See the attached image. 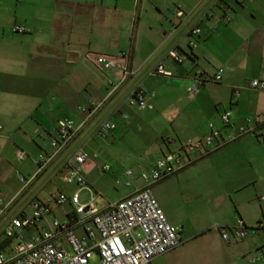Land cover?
Returning <instances> with one entry per match:
<instances>
[{"label": "crops", "instance_id": "obj_1", "mask_svg": "<svg viewBox=\"0 0 264 264\" xmlns=\"http://www.w3.org/2000/svg\"><path fill=\"white\" fill-rule=\"evenodd\" d=\"M133 1V4L136 5V1ZM254 1L258 0L160 1L159 8L154 6L155 15L152 18L151 26L147 30L145 59L142 62L137 60L135 63L136 49L133 46L136 44L133 46L130 44L127 48H114L115 41L110 44L107 43L108 46H104L102 41L90 37V33H94L93 25H99L103 21L107 0H0V137L6 141H11L16 146H19V144L12 140L13 135L20 136V139L26 141L28 145L30 144L29 146L33 143L38 149L37 155L32 161L36 169L39 155L47 158L53 153L50 141L56 133L57 122L63 119L73 120L75 133L71 141L54 156L52 162L44 171L35 176L33 181L34 183L38 182L40 177L47 171H56L57 193H69L74 189V186L63 183L65 174L63 163L67 155L77 146L80 135L83 132H88L89 129L95 127L103 119H109V122H113L115 128L110 131L113 133L118 128L116 121H125L128 116L136 119L135 124H137L136 127H138L137 130L140 133L145 132V129L146 131L151 130V126L148 124L149 121L141 116L144 112H153V104L156 102L160 104V101L165 99V90H162V88L171 92L182 91L183 94L189 95L186 89L192 84L198 85L199 92L200 89H206L208 92L215 93L217 91L216 87H220L223 88L221 91L225 95L224 97L219 96L218 99L221 98L222 103L226 104L228 108L219 111L214 105V109L208 117V122L203 128L204 134L200 136L197 129L192 130L190 128L189 122L192 116L185 109L178 108L180 103H169L168 108L158 114L166 117V121L164 120L166 126L171 128V122L173 124V120H175L173 119L175 112H172L174 108L176 111L179 109L180 115L187 116L188 119H181L182 126H179L178 130H172V136L159 135L155 138L151 151L144 161L142 172H148L156 160L163 155L182 149L183 147H180V144L183 145L189 140L203 139L209 132L208 127L210 124L214 129L221 130L223 135H226L240 126L245 118H259L264 121V92L250 89L243 90V88L241 91L236 87L246 81L244 75L249 73L246 71L249 67L252 70L251 74L256 76L252 79L264 81V7L258 6L263 0H259L257 4H254ZM175 9H180L183 16L176 17ZM206 12L211 14L213 19H206L203 16V13ZM245 12H248L249 15L245 16ZM224 16H229L230 22H226ZM193 25H196L200 30L199 36L195 38V49L188 47L187 36L189 28ZM221 26L226 28L225 36L228 37V34L231 33V35L238 37L236 40L241 43L239 46L250 42V40L254 42L255 46L254 51L247 49L245 55L239 58L235 59V55H226L225 58H222V68L225 67L224 71L231 82L230 86L226 87L220 84L224 71L221 80L213 82L212 79L217 70L209 72L205 67L206 65H199L202 60L208 59V51L212 48L213 37L217 38L215 37L217 34L214 33L220 31V29L222 30ZM13 27L22 28L25 32L16 34L13 32ZM77 39L79 40L76 42ZM75 42L77 44L83 43L79 48ZM200 46H203L204 52L199 51ZM175 48L184 56L182 64H176L167 57L168 51ZM126 51H129V67L134 74L107 98L111 88L110 82L117 83L119 81L120 71L118 68L105 71L91 61L88 56L91 54L90 52L101 56H116L118 53ZM167 60L175 66H181L177 68H181V71L177 73L168 70L166 68ZM157 64H161L165 71L169 73V76H149L148 73ZM147 78L160 79L161 81L157 82L159 86L154 87L162 88L153 89V91H157L151 93L145 91L142 84ZM133 86H140L144 90L151 109L123 106L120 112L126 115L127 118L122 119L120 114L113 112L118 106L119 100ZM42 87H54L52 93L56 91L60 98L64 97L69 87H73L76 91L74 94L76 93L79 97L82 94L85 98L82 102L71 100L68 97L69 95L66 96L64 105L60 104L56 108H61V116L50 120L48 115L42 114L34 106V100L40 97L37 94L42 92ZM235 88L239 90V96H233L232 92ZM217 92L220 95V91ZM58 96L55 95V97ZM90 103L101 106L93 116L88 118L83 116L79 108L86 107ZM160 106L164 107L163 104ZM232 106L234 110H231ZM224 112L231 113L232 128H223L220 116ZM171 119L172 121H170ZM153 133L155 132L153 131ZM33 137L36 139L38 137L40 143H36ZM5 146L6 144L2 145V148ZM2 148H0L1 151H3ZM16 150L20 149L16 148ZM222 151L232 162V168L234 166L237 169V180H240V182L233 191L234 194L249 187L252 188L253 194L255 193L254 190L258 188L264 189V140L261 141L253 136L244 135L231 143L224 144L218 149L208 152L206 155L197 152L194 158H199L192 164ZM82 152L85 153L83 150ZM13 157L15 158V156ZM25 161L22 163H25ZM0 164L4 165L1 156ZM90 168L91 162L86 154V160L82 166L83 175ZM138 181L140 182L138 188L121 200L144 187L142 181L139 179ZM32 184L27 183L23 186V191L30 188ZM23 191H20L18 196ZM260 192L253 197L254 199L249 197L240 202H232L233 212H236L235 215L237 216L226 217L222 221L215 222V225L231 226L235 224L237 219H241L249 229L253 226V223H259L260 217L256 216V208L253 207V203L256 198L259 199V202H262L258 203V210L264 217V194L260 195ZM17 199L18 197L14 195L8 198L5 203H0V234L3 235L1 241L6 239L4 230L10 224L11 219L30 212L29 206L28 211L22 214L11 218L6 216V212ZM40 200H43V198ZM220 200L218 197L215 203L219 204ZM156 202L159 205L157 200ZM246 204H248L247 207ZM160 208L162 209L161 206ZM64 213L66 212H62V218ZM167 220L171 223L169 219ZM217 226H215V230ZM255 231L257 233L254 237L249 236L247 233V237L243 241L224 242L220 239L216 230L220 241L225 243V260L219 264H264V240L258 242L259 232L262 233L263 230L255 228ZM162 257L155 258L152 264H159ZM254 260L256 261L251 263Z\"/></svg>", "mask_w": 264, "mask_h": 264}, {"label": "rangeland", "instance_id": "obj_2", "mask_svg": "<svg viewBox=\"0 0 264 264\" xmlns=\"http://www.w3.org/2000/svg\"><path fill=\"white\" fill-rule=\"evenodd\" d=\"M160 1L162 2V0H138L136 6L133 4V0H107L103 21L99 25H93L94 33H90L91 39L102 41L104 46H108L107 43L110 44L115 41L113 44V46L115 45L114 48H127L130 44L132 46L136 44V47L133 46L136 49L135 63L137 60L142 62L145 59L144 55L147 47V30L151 26L152 18L155 15L154 6L159 8ZM258 1H254L253 3L257 4L259 3ZM263 3L264 0L258 6L264 7ZM244 15H249V13L245 12ZM221 27L222 30L220 29V31L214 33L217 34L215 36L217 38L213 37L212 48L208 51V59L202 60L201 64H199L201 66L206 65L205 67H207L209 72L216 71L217 69L224 71L225 67L222 68L221 61L226 55H235L234 57L236 59L245 55L247 49L255 50L252 40L239 46L241 43L236 40L238 37L231 35V33L228 34V37L225 36L224 32H227L226 28ZM76 42V46L80 48L83 42L78 44ZM76 46L74 45L75 48ZM246 46L248 47L245 48ZM199 51L204 52L203 46H200ZM90 53L88 57L94 62L97 53ZM178 67L181 66H175L167 60L166 68L168 70L179 73L181 68L177 69ZM246 71L249 72L244 75L246 81L236 86L241 91L242 88L243 90L248 89V82L256 77L251 74V67ZM158 81L161 80L147 78L142 84V88L149 93L153 89H161L162 87H154L159 86L157 84ZM230 83L224 71V76L220 84L226 87L230 86ZM216 88L217 91H220V95L216 90L215 93H211L206 89H200L199 94L195 97L187 95L186 93L183 94L182 91L171 92L168 89L162 88V90H165V99L160 101V104L157 102L153 104V112H144L141 116L149 121L148 124H150L151 130L146 131L145 129V132L140 133L137 130V124H135L136 119L128 116L125 121H116L118 128L113 133L106 132L104 136L95 135L94 127H92L88 132H83L80 135L77 146L72 151L82 149L89 157L91 168L89 171H85L84 175L90 186L98 194L95 203L99 209L103 208L107 203L121 200L138 188L140 185L138 179L140 180V175L145 164L144 161L151 151L155 138L159 135L173 134L172 130H178V127L182 126V123H180L181 119H188L187 116L180 115L178 108L185 109L192 116L189 122L190 128L192 130L197 129L200 136L204 134L203 128L208 122V117L211 111H213L214 105H216L219 111H222L223 108H228L226 104L222 103L221 98L218 99L219 96L224 97L225 95L221 91L223 88ZM53 89L54 87H42V92L37 94L40 97L34 100L35 108H38V111L42 114L48 115L50 120L61 116V108H56L60 104L64 105L66 96L69 95L68 97L71 100L82 102L85 98L82 94L80 97L76 93L75 95L74 92L76 91H74L73 87H69L68 92L63 98H60L56 91L52 93ZM235 89L238 90L237 88ZM55 95L58 97H55ZM171 102L174 104L178 102L180 105L177 111L175 108L172 110V112H175L173 119L176 121L173 120V124L171 122V128H169L165 124L166 117L158 114L167 109L168 104ZM162 104L164 107L160 106ZM231 110H234L233 106ZM83 116L85 115L83 114ZM11 138L18 142L19 146L0 137V148L6 144L2 148L3 151L0 150V154L2 152L0 156L4 161V165L0 164V202L5 203L8 198L14 195L18 197L16 202L6 212V216L9 218L28 211V207L35 200L42 198L43 200H47L51 196L57 195L56 171H47L40 177L38 182H33L37 175V168L35 169L32 163L33 158L38 152L36 146L33 143L29 146L30 144L28 145L26 141L20 139L18 135H13ZM33 139L36 143H40L38 137L37 139L33 137ZM195 141L197 140H189L183 145L180 144V147H184V145L186 146L188 143ZM16 148H19L27 155L25 163H19L13 157ZM231 164L232 162L225 152L222 151L209 158L199 160L149 188L150 193L162 207L166 218L171 221L173 226L179 227L182 232L181 244L173 251L163 255L159 264H219L224 262L225 243L220 241L214 229L218 225H215V222L222 221L226 217L237 214L233 212L232 202H240L249 197L253 198L260 191V195L264 194V189L262 188L254 190L255 193L253 194L251 187L246 190L242 189L239 193L234 194L233 191L238 186L240 180H237V169L234 166L232 168ZM104 167H108V170L104 171ZM228 170L231 171L227 172ZM15 172L24 176L29 185L33 183L32 186L23 191L24 185L18 182V175ZM128 172L131 173V176H127ZM20 191L23 192L18 196ZM218 197L221 200L219 204H216L215 202H217ZM78 201L80 205L87 204L89 202V194L86 191L80 192ZM258 203L262 202H259V199L256 198L253 207L256 208V216L260 217V222L264 223V217H262L258 210ZM247 206L248 204H246ZM69 210L70 207L68 204L63 205L61 208L53 207L52 216L62 219V212H68ZM49 219L48 217L47 220ZM257 224L255 222L252 227H249V236L254 237L256 235L257 230L255 231V228H257ZM34 234H36V231L33 229L25 233L24 237H30ZM259 235L258 242L260 243L264 240V231L262 233L259 232ZM2 238L3 235L0 234V241ZM99 263L98 256L96 254L92 255L90 264Z\"/></svg>", "mask_w": 264, "mask_h": 264}, {"label": "built area", "instance_id": "obj_3", "mask_svg": "<svg viewBox=\"0 0 264 264\" xmlns=\"http://www.w3.org/2000/svg\"><path fill=\"white\" fill-rule=\"evenodd\" d=\"M174 12L178 18L183 16L180 9H175ZM203 16L208 20L213 19L207 12L203 13ZM224 20L229 22L231 19L224 16ZM13 32L23 34L25 30L13 27ZM199 34L200 30L196 25L189 28L188 47L196 48L195 38ZM167 57L176 64H182L184 59L176 48L168 51ZM94 62L105 71L114 68L120 71L119 81L110 82L111 88L107 98L134 74L129 67V51L120 52L116 56L96 55ZM222 74L223 70L217 69L213 82H219ZM148 75L169 76V73L161 64H157ZM248 89L264 92V81L251 79L248 82ZM186 92L193 97L196 96L199 92L198 85L188 86ZM233 96H239V90L235 89ZM100 106L90 103L79 110L90 118ZM123 106L151 109L147 95L140 86H133L126 91L113 112L126 119L127 116L120 112ZM220 120L223 128L233 127L230 112L221 114ZM114 128L109 119H103L93 130L95 135L104 136V133ZM208 128L209 132L203 139L163 155L148 172H142L140 180L144 187L141 190L123 200L107 203L101 209L95 203L98 194L82 173L86 154L81 149L70 152L63 163L65 169L63 183L73 185L74 189L69 193L59 192L47 200H35L30 205L29 213L11 219L4 230L5 238L11 242L8 247L0 250V264H90L94 254L98 256L99 264H152L155 258L173 251L181 244V230L167 220L149 188L191 165L199 158H194L197 152L206 155L244 135L257 136L261 141L264 140V121L259 118H245L240 126L226 135H223L221 130L214 129L211 124ZM74 133L73 120L63 119L57 122L56 133L50 141L53 153L47 158L43 155L37 157V174L45 170L54 156L71 141ZM14 156L19 163L26 159V154L22 150H16ZM103 170L107 171L108 167H104ZM16 174L18 181L24 186L27 185V179L17 172ZM127 176H131V173L128 172ZM82 191L89 194V202L84 205H80L78 201ZM65 204H68L70 210L63 214L62 219L52 216L53 207L61 208ZM257 228L264 230V224ZM33 229L36 230V234L24 237L25 233ZM216 230L224 242L243 241L248 233V228L241 219H237L231 226H217Z\"/></svg>", "mask_w": 264, "mask_h": 264}, {"label": "trees", "instance_id": "obj_4", "mask_svg": "<svg viewBox=\"0 0 264 264\" xmlns=\"http://www.w3.org/2000/svg\"><path fill=\"white\" fill-rule=\"evenodd\" d=\"M229 22H230V21H229ZM255 138H256L257 140H260V138L257 137V136H255ZM169 153H170V152H169ZM261 224H264V223L259 222L258 225H257V227H258L259 225H261ZM257 229H258V228H257ZM263 231H264V230H263ZM10 242H11L10 239H4L3 241H0V250H3L4 248L8 247V246L10 245Z\"/></svg>", "mask_w": 264, "mask_h": 264}]
</instances>
